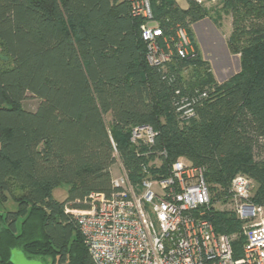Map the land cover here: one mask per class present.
Listing matches in <instances>:
<instances>
[{
  "label": "trees",
  "instance_id": "16d2710c",
  "mask_svg": "<svg viewBox=\"0 0 264 264\" xmlns=\"http://www.w3.org/2000/svg\"><path fill=\"white\" fill-rule=\"evenodd\" d=\"M151 7L161 26L188 27L204 14L176 0ZM225 9L226 48L239 71L217 84L198 56L173 58L166 73L149 67L142 20L124 0H0V197L17 204L0 215V264H11L14 248L28 259L92 264L65 208L109 195L117 162L131 183L141 177L146 159L130 143L134 127L157 133L152 151H165L164 167L183 158L203 168L213 202H224L243 174L255 183L251 202L264 208V0H225ZM176 91L207 93L187 123L176 113ZM28 94L39 101L35 111L22 106ZM62 185L68 193L57 202L52 191ZM208 218L217 233H241L233 213ZM240 244L233 242L236 256Z\"/></svg>",
  "mask_w": 264,
  "mask_h": 264
},
{
  "label": "built area",
  "instance_id": "2783aa9c",
  "mask_svg": "<svg viewBox=\"0 0 264 264\" xmlns=\"http://www.w3.org/2000/svg\"><path fill=\"white\" fill-rule=\"evenodd\" d=\"M124 1L130 16L142 20L139 37L149 67L166 73L173 58H195L186 27L168 25V20L164 23L168 26H161L151 0ZM187 1L197 6L205 2ZM175 95L181 123L194 118L195 107L207 98L206 92ZM156 137L148 126L130 132L131 145L146 159L135 183L118 162L120 173L111 172L109 195L91 194L84 200L85 209L65 208L77 222L92 264H264V208L251 202L254 181L235 175L224 200L232 205L244 235L236 256L231 236L217 233L208 218L212 195L205 170L183 158L164 167L165 151H152ZM143 148L148 151L140 153Z\"/></svg>",
  "mask_w": 264,
  "mask_h": 264
},
{
  "label": "rangeland",
  "instance_id": "374dc122",
  "mask_svg": "<svg viewBox=\"0 0 264 264\" xmlns=\"http://www.w3.org/2000/svg\"><path fill=\"white\" fill-rule=\"evenodd\" d=\"M176 3L182 10L188 7L187 0H176ZM200 7L204 12L203 18L198 22L188 23L186 30L194 53L209 66V71L215 82L222 84L239 71L238 57L230 55L226 48V43L231 34V16L225 9V0H205ZM185 72L182 73L184 78H186ZM38 103V99L28 94L22 106L28 111H35ZM105 121L108 125L111 122L110 116H106ZM111 170L114 176L119 175L118 162ZM68 189L69 187L65 185L54 189L52 191L53 199L57 202L64 201ZM4 196L5 198L0 197V215L7 212H16V202L8 194ZM212 200L211 197L213 212L233 213V207L229 202H213ZM230 236L232 241L238 242V244L244 241L242 229L240 234L235 233ZM239 248L241 250V247ZM42 261L44 264H53L50 257H46Z\"/></svg>",
  "mask_w": 264,
  "mask_h": 264
},
{
  "label": "water",
  "instance_id": "95a60500",
  "mask_svg": "<svg viewBox=\"0 0 264 264\" xmlns=\"http://www.w3.org/2000/svg\"><path fill=\"white\" fill-rule=\"evenodd\" d=\"M11 264H43L40 258L28 259L19 249L10 250Z\"/></svg>",
  "mask_w": 264,
  "mask_h": 264
}]
</instances>
